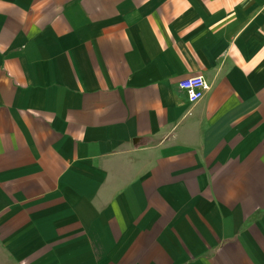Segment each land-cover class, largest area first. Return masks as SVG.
<instances>
[{
    "label": "crops",
    "instance_id": "obj_1",
    "mask_svg": "<svg viewBox=\"0 0 264 264\" xmlns=\"http://www.w3.org/2000/svg\"><path fill=\"white\" fill-rule=\"evenodd\" d=\"M0 264H264V0H0Z\"/></svg>",
    "mask_w": 264,
    "mask_h": 264
},
{
    "label": "built area",
    "instance_id": "obj_2",
    "mask_svg": "<svg viewBox=\"0 0 264 264\" xmlns=\"http://www.w3.org/2000/svg\"><path fill=\"white\" fill-rule=\"evenodd\" d=\"M178 87L185 92L189 102H195L203 97L209 84L202 75L197 74L179 80Z\"/></svg>",
    "mask_w": 264,
    "mask_h": 264
}]
</instances>
